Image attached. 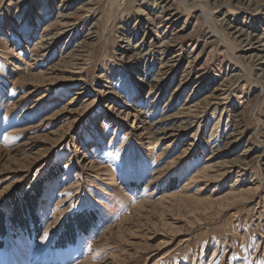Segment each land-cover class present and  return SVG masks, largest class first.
<instances>
[{
  "label": "rangeland",
  "instance_id": "1",
  "mask_svg": "<svg viewBox=\"0 0 264 264\" xmlns=\"http://www.w3.org/2000/svg\"><path fill=\"white\" fill-rule=\"evenodd\" d=\"M263 33L264 0H0V264H264Z\"/></svg>",
  "mask_w": 264,
  "mask_h": 264
},
{
  "label": "bare ground",
  "instance_id": "2",
  "mask_svg": "<svg viewBox=\"0 0 264 264\" xmlns=\"http://www.w3.org/2000/svg\"><path fill=\"white\" fill-rule=\"evenodd\" d=\"M185 1V0H184ZM254 1V0H253ZM256 3V2H255ZM87 6V5H86ZM195 7V6H194ZM166 12V8L165 7H162V10L159 12V14L156 16V22H150L149 24L151 25H158V31H159V34H157V37H158V40L159 42L157 43V45H154L155 47H152L150 50H148L147 52H144L142 48H140L141 46H136V48L134 49L135 53H134V57H138V58H145V56L149 55L151 56V53L152 52H156V53H160L161 56H164L166 61L161 65V67L159 68L161 71V76H166L168 73H170V71H173L174 68H176L178 65H179V62H180V59H181V55H172L171 58H169V55L173 52H177L178 50L181 49V47L178 49L176 47H178V43L179 41L177 39H175V35H171V37H168L167 32L163 31L161 33V30L163 28V24L165 21H167L168 19L164 18L162 15L163 13ZM85 16V15H83ZM62 17V16H60ZM71 17V16H70ZM169 17V16H167ZM61 21V26H60V31L56 34H52V33H49V32H52L50 29V27L46 28V31L45 32H48L46 35H44L43 37H41L38 41V43L36 44V51H39L41 52L42 50H46V47L55 42L61 35L65 34L66 32H70V31H73L77 24L74 22V20H71L70 18H68V16H65L63 18H60ZM73 19V18H72ZM157 31V32H158ZM243 31V30H242ZM175 32V31H174ZM246 32V31H245ZM52 34V35H51ZM181 34V33H180ZM242 34V33H241ZM91 35L92 33L89 32L88 35H87V38L85 40H87L88 38H91ZM245 35V34H244ZM247 36V35H246ZM179 37V36H178ZM177 37V38H178ZM249 37H247L248 39ZM261 38H264V33L263 35L256 39L257 42L256 43H261L264 42L262 41ZM93 39V38H92ZM264 40V39H263ZM83 43V42H82ZM258 44V45H259ZM81 45V43H80ZM262 46V45H259V47ZM264 46V45H263ZM262 46V47H263ZM82 47V46H81ZM183 48V47H182ZM231 48V46H230ZM261 48V47H260ZM176 49V51H175ZM258 49V48H257ZM82 52V51H81ZM233 54V53H232ZM72 55V54H71ZM235 56V53L233 54ZM76 56V55H75ZM69 58V57H68ZM238 58V57H237ZM240 59V58H238ZM74 60V59H73ZM144 60V59H143ZM196 61V60H195ZM194 68V67H193ZM192 68V69H193ZM159 72V71H158ZM254 79V78H253ZM228 99L227 95H226V92L224 89H216L215 92L212 93V95L210 96V98L208 97L207 100H206V105L207 107L209 108V106H212L214 105L215 108H218L221 107L222 105H226V100ZM200 104V103H199ZM187 109V108H186ZM207 109V108H206ZM188 110L190 111V115H186L184 116L187 121H191L193 124H194V121L198 118V116L200 114H203V108L202 106L200 107L199 105H195V106H188ZM180 116V115H179ZM171 117V116H170ZM166 118V119H172V118ZM237 117V116H236ZM189 126V125H188ZM180 127V126H179ZM186 128V126H185ZM169 129V128H168ZM172 129V128H171ZM237 131V130H236ZM175 132V131H174ZM236 133V132H235ZM237 134L235 135H232V137H236ZM234 139V138H233ZM240 139V138H239ZM237 140V139H236ZM235 140V141H236ZM233 143V142H232ZM229 144V143H228ZM243 156V155H242ZM228 162V161H227ZM228 165V164H227ZM235 165V164H233ZM238 165V164H237ZM236 165V166H237ZM215 166V165H213ZM219 166V165H218ZM226 166V165H225ZM239 168L241 166H238ZM225 168V167H224ZM223 168V169H224ZM238 168V169H239ZM222 169V170H223ZM240 197L239 195L237 196V198ZM37 263V262H36Z\"/></svg>",
  "mask_w": 264,
  "mask_h": 264
}]
</instances>
